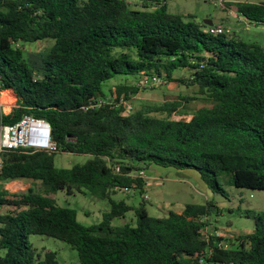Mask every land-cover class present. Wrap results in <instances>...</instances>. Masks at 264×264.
Instances as JSON below:
<instances>
[{"label":"trees","instance_id":"obj_1","mask_svg":"<svg viewBox=\"0 0 264 264\" xmlns=\"http://www.w3.org/2000/svg\"><path fill=\"white\" fill-rule=\"evenodd\" d=\"M226 4L264 24V2ZM206 26L169 11L165 0H0V88H9L1 100L16 97L8 111L0 108V122L43 118L55 145L1 152L0 182L31 184L0 188V205L9 207L0 212V264H60L56 251L31 245V233L66 241L80 264H264V210L238 209L253 218V230L219 246L223 238L203 228L219 212L212 199L155 216L144 201L113 197L142 191V171L152 163L193 168L214 192L224 193L223 173L235 186L264 189L263 45ZM39 40L48 43L26 50ZM115 74L133 79L104 91L102 82ZM152 74L194 94L123 113L119 98L138 93L137 79ZM192 98L203 103L189 118L173 117L188 113L181 100ZM56 151L89 156L63 167L54 163ZM59 189L88 191L110 206L85 225L73 207L56 203ZM130 209L134 221L112 224Z\"/></svg>","mask_w":264,"mask_h":264},{"label":"rangeland","instance_id":"obj_2","mask_svg":"<svg viewBox=\"0 0 264 264\" xmlns=\"http://www.w3.org/2000/svg\"><path fill=\"white\" fill-rule=\"evenodd\" d=\"M225 1L227 2V0H165L167 9L180 14L185 20L192 19L200 22L204 18L218 19L230 28L228 34L263 45L264 24L245 19L243 15L244 19L240 18L241 14L237 12L235 5H228ZM249 1L264 2V0ZM47 43L46 40L29 42L25 48L27 51H36L44 48ZM133 56H135L134 53ZM132 79L133 76L129 74H115L102 82V89L107 91L109 87L118 82ZM191 94H194L191 87L178 81H168L153 87L140 88L138 93L132 96L131 101L134 107L144 101H159L166 97L176 98ZM13 100L15 97L6 103L13 102ZM181 101L183 103L181 109H186L188 113L174 114L173 117L186 116L189 118L193 110L203 103L199 98ZM88 156L89 154L86 153L56 151L54 163L57 166L69 167L74 163L84 161ZM142 174L145 178L142 191L135 187L131 188L126 195L118 191L113 197L116 199L123 197L131 205H138L144 201L147 212L155 216H162L169 209L179 210L187 202L203 203L212 199L219 207V212L212 211L208 216V221H210L208 229L213 228V231L216 230L223 240L229 243H238L236 238L239 234L250 232L254 228L253 218L242 215L238 209L264 210V189L235 186L228 181L225 173L219 176L224 193L212 191L199 172L193 168H176L152 163L142 171ZM24 180L25 183L21 185L14 179L0 182V188L10 192L25 189L31 181ZM53 196L59 205L73 207L76 210L77 219L85 225L99 222L102 213L110 206L107 199L96 197L88 191L67 192L66 189H59ZM7 209H9L8 206L0 205V212ZM134 219V211L130 209L123 217L113 218L112 224H122L125 221H134ZM28 240L41 254L46 250L56 251L60 264H80L76 249L64 240L36 233L29 234Z\"/></svg>","mask_w":264,"mask_h":264},{"label":"built area","instance_id":"obj_3","mask_svg":"<svg viewBox=\"0 0 264 264\" xmlns=\"http://www.w3.org/2000/svg\"><path fill=\"white\" fill-rule=\"evenodd\" d=\"M222 1V0H221ZM206 29L211 33H226L230 32V28L226 26L223 22L207 24ZM264 48V44H263ZM165 82V79L158 74H152L149 76H141L137 79L135 84L139 88L153 87L158 84ZM1 87V85H0ZM2 89L0 88V108L2 111H5L7 105H10L12 102H3L2 98ZM134 96V95H132ZM132 96L130 98H123L121 96L119 100L123 104V113H128L132 110ZM50 124L43 118H36L29 114H24L22 117L13 122V123H2L0 122V167H1V152L4 148L7 147H16V146H25L31 150L39 149H51L54 148V141L51 139L50 134ZM115 169H119V166H115ZM208 225H204V229H208ZM209 233H214L219 235L215 230L211 228L208 229ZM208 234L206 233V238ZM226 245V241L220 240L217 241V245ZM200 261L202 258L200 257Z\"/></svg>","mask_w":264,"mask_h":264},{"label":"crops","instance_id":"obj_4","mask_svg":"<svg viewBox=\"0 0 264 264\" xmlns=\"http://www.w3.org/2000/svg\"><path fill=\"white\" fill-rule=\"evenodd\" d=\"M228 1V0H227ZM243 18V16L241 15L240 18ZM244 19V18H243ZM246 19V18H245ZM233 36V35H232ZM234 37V36H233ZM5 89H9V88H5ZM5 89H2V90H5ZM12 91V90H11ZM15 97V95H14ZM15 100H16V97H15ZM15 100H13V102L10 104V105H7L6 108H5V111H8L10 109V107L12 106V104H14ZM7 109V110H6ZM14 180L18 181L17 183L19 185H21L22 183H25V180L23 178H15ZM6 183V182H5ZM182 209V208H181ZM179 209V210H181Z\"/></svg>","mask_w":264,"mask_h":264},{"label":"water","instance_id":"obj_5","mask_svg":"<svg viewBox=\"0 0 264 264\" xmlns=\"http://www.w3.org/2000/svg\"><path fill=\"white\" fill-rule=\"evenodd\" d=\"M203 22L205 24H213V23H218L220 22L218 19H211V18H204Z\"/></svg>","mask_w":264,"mask_h":264}]
</instances>
